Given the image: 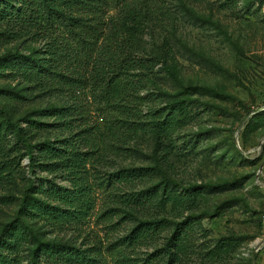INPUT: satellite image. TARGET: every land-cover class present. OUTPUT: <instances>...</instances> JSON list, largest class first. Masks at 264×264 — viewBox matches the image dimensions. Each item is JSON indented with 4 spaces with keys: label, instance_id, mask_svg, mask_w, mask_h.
<instances>
[{
    "label": "rangeland",
    "instance_id": "1",
    "mask_svg": "<svg viewBox=\"0 0 264 264\" xmlns=\"http://www.w3.org/2000/svg\"><path fill=\"white\" fill-rule=\"evenodd\" d=\"M158 2L165 13L149 20L140 39L141 49L160 59L154 84L146 85L150 92L144 109L189 98V116L165 140L163 154L155 149L150 133H139L124 140V148L108 151L89 165L92 183L95 174L123 167L154 170L128 181L94 185V203L79 224L51 226L20 211L33 174L27 154L21 155L15 123L32 145L66 135L69 130L54 125L56 118L46 115L45 109L69 100L33 88L9 72L17 68L12 69L8 58L13 54L7 53L41 58L37 50L42 40L0 36V157H10L7 166L4 160L0 163V244L6 237L1 229L8 222L22 220L26 232L20 235L24 237L20 246L2 247L7 253L0 254L2 263L14 257V264H27L30 249L40 241L82 248L96 245L107 264H165L166 256L155 258L150 253L162 248L174 225L187 217L182 225L188 245L174 264H264V0ZM5 28L0 23V33ZM165 41L170 49L162 46ZM168 66L178 80L168 75ZM90 115L91 122H100L99 115ZM36 175L53 177L38 170ZM54 181L71 185L60 177ZM153 185L197 188L200 194L189 208L168 202L164 210L124 200L123 194ZM148 217L162 219L150 236L132 244L115 243ZM224 237H230L231 244L219 245L220 239L228 241ZM109 243L117 247L110 251Z\"/></svg>",
    "mask_w": 264,
    "mask_h": 264
},
{
    "label": "trees",
    "instance_id": "2",
    "mask_svg": "<svg viewBox=\"0 0 264 264\" xmlns=\"http://www.w3.org/2000/svg\"><path fill=\"white\" fill-rule=\"evenodd\" d=\"M164 13L158 0H0V23L6 27L0 36L10 39L34 36L43 41L37 50L41 58L7 53L13 54L8 58L14 65L12 69L17 68L9 71L11 76L17 74L33 88L69 100L65 105L45 109L46 115L56 118V122L52 121L54 125L69 130L66 135L32 145L25 139L23 127L15 123L24 150L21 155L27 154L33 174L29 191L22 196L20 211L24 215L30 219L40 217L51 226L67 221L79 224L94 203L91 197L94 185L128 181L152 173L154 167L131 166L105 175L95 174V183L88 179L93 162L108 151L124 148V140L148 132L155 149L163 154L167 147L165 140H170L186 123L192 102L189 98L144 109L150 92L146 85L154 84L160 59L143 51L140 39L149 20ZM162 46L169 47L166 41ZM166 72L178 80L172 67H166ZM92 112L99 115L100 122L89 120ZM9 158L7 154L0 157V163L4 160L7 166ZM37 170L52 173L53 177L38 176ZM54 177L67 179L71 185L57 183ZM199 194L197 188L179 190L163 185L160 189L153 185L123 195L124 200L134 205L143 206L147 202L164 210L168 202L189 208ZM186 219L174 225L163 247L150 256H166L165 264H174L179 259L188 245L182 225ZM161 220L155 217L140 220L115 243L144 240ZM22 223L19 220L3 226L1 233L6 237L0 244V254H7L2 253V247L13 248L23 243L24 237L20 235L26 232ZM29 232L32 233L31 229ZM223 239L228 241L220 239L219 245L231 244L230 237ZM107 246L110 251L117 247L111 243ZM29 254L27 264H107L103 251L96 245L82 248L37 241ZM13 258L0 264H14Z\"/></svg>",
    "mask_w": 264,
    "mask_h": 264
},
{
    "label": "built area",
    "instance_id": "3",
    "mask_svg": "<svg viewBox=\"0 0 264 264\" xmlns=\"http://www.w3.org/2000/svg\"><path fill=\"white\" fill-rule=\"evenodd\" d=\"M242 248H244V247H242Z\"/></svg>",
    "mask_w": 264,
    "mask_h": 264
}]
</instances>
